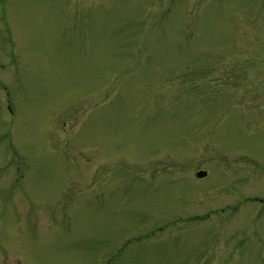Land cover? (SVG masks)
Wrapping results in <instances>:
<instances>
[{
	"label": "rangeland",
	"instance_id": "rangeland-1",
	"mask_svg": "<svg viewBox=\"0 0 264 264\" xmlns=\"http://www.w3.org/2000/svg\"><path fill=\"white\" fill-rule=\"evenodd\" d=\"M0 264H264V0H0Z\"/></svg>",
	"mask_w": 264,
	"mask_h": 264
},
{
	"label": "water",
	"instance_id": "water-1",
	"mask_svg": "<svg viewBox=\"0 0 264 264\" xmlns=\"http://www.w3.org/2000/svg\"><path fill=\"white\" fill-rule=\"evenodd\" d=\"M201 174H203V172H201Z\"/></svg>",
	"mask_w": 264,
	"mask_h": 264
}]
</instances>
